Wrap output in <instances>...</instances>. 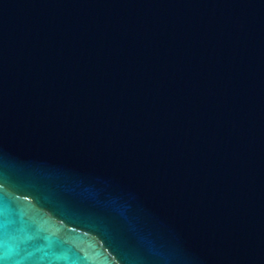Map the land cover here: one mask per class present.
Listing matches in <instances>:
<instances>
[{
    "label": "water",
    "instance_id": "95a60500",
    "mask_svg": "<svg viewBox=\"0 0 264 264\" xmlns=\"http://www.w3.org/2000/svg\"><path fill=\"white\" fill-rule=\"evenodd\" d=\"M0 264H264V0H0Z\"/></svg>",
    "mask_w": 264,
    "mask_h": 264
}]
</instances>
